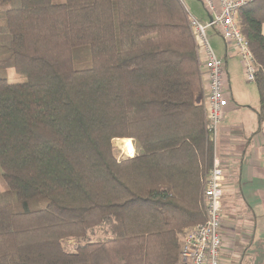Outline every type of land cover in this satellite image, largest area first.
Segmentation results:
<instances>
[{
    "label": "trees",
    "instance_id": "obj_1",
    "mask_svg": "<svg viewBox=\"0 0 264 264\" xmlns=\"http://www.w3.org/2000/svg\"><path fill=\"white\" fill-rule=\"evenodd\" d=\"M189 17L181 0H0V264H185L213 164ZM238 24L261 126L264 0Z\"/></svg>",
    "mask_w": 264,
    "mask_h": 264
},
{
    "label": "crops",
    "instance_id": "obj_2",
    "mask_svg": "<svg viewBox=\"0 0 264 264\" xmlns=\"http://www.w3.org/2000/svg\"><path fill=\"white\" fill-rule=\"evenodd\" d=\"M207 38L214 54L223 60L227 100L218 134L220 147L230 160L229 167L224 165V183L229 182V186L223 189L222 206H228L227 218L222 222L223 244L230 248L234 259L230 264H264V125L259 126L256 117V84L246 80L233 45L214 29L207 31ZM204 58L199 52L201 66Z\"/></svg>",
    "mask_w": 264,
    "mask_h": 264
},
{
    "label": "built area",
    "instance_id": "obj_3",
    "mask_svg": "<svg viewBox=\"0 0 264 264\" xmlns=\"http://www.w3.org/2000/svg\"><path fill=\"white\" fill-rule=\"evenodd\" d=\"M208 11V19L201 21L192 15L189 26L198 46V54L205 56L202 69L203 106L206 132L213 144V164L205 179L203 201L206 220L188 228L181 239L179 256L185 264H222V200L226 170L218 155L219 126L223 120L227 100L223 83V60L218 58L207 38V31L214 29L240 57L246 80L255 81L256 63L248 41L241 32L238 15L242 7L252 0H200ZM204 84V82H203Z\"/></svg>",
    "mask_w": 264,
    "mask_h": 264
},
{
    "label": "rangeland",
    "instance_id": "obj_4",
    "mask_svg": "<svg viewBox=\"0 0 264 264\" xmlns=\"http://www.w3.org/2000/svg\"><path fill=\"white\" fill-rule=\"evenodd\" d=\"M54 1L55 2H63L64 0H54ZM181 1L183 2V4H185L184 6L187 7V9L189 10V12L192 16H194L195 18H197L201 21L207 20V18H208L207 8H206V6H204V4L200 0H181ZM9 77H10V80H9L10 82H24L25 81V77L16 75V73L13 71V69L9 70ZM250 83H254V82H250ZM225 95H226V91H225ZM218 138H220V136H218ZM130 142H132V141H130ZM219 143L220 142L217 141L218 155H219L223 165L229 167V165H230L229 164V161H230L229 160V154L227 153V151L224 148L220 147ZM113 145L115 147V152H116V155L118 157L128 156V154L126 152L128 150L127 139H121V138L120 139H114ZM131 147H132V144H131ZM133 155H134V149H133ZM227 186H229V182H226L223 184V189L225 190V188ZM4 189H5V185H4V183L0 177V191H3ZM223 198H224V195H223ZM224 207L222 206V209H221L222 222L224 219L227 218L226 215L228 214V206H224ZM228 220H230V219H228ZM222 241H223V236H222ZM75 243H76V241L74 239H66V240H64L63 245L65 246L66 250L72 251L73 245ZM235 247H237V245L234 246V248ZM237 250H240V248L238 247ZM230 252H231L230 248L227 245L223 244L222 251H221V261L224 264H230L232 262V260H234V259H231ZM226 261H227V263H226Z\"/></svg>",
    "mask_w": 264,
    "mask_h": 264
}]
</instances>
